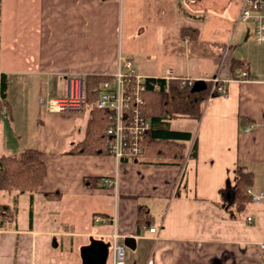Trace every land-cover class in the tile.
<instances>
[{
    "label": "crops",
    "instance_id": "0c3cea01",
    "mask_svg": "<svg viewBox=\"0 0 264 264\" xmlns=\"http://www.w3.org/2000/svg\"><path fill=\"white\" fill-rule=\"evenodd\" d=\"M140 1L146 0H0V87L5 83L3 95L0 90V156L35 149L46 167L38 193L22 195L31 218L29 214L24 225L15 217L0 223V264L24 263L25 255L30 259L39 237H86L110 244L113 220L118 243L126 237L135 241L133 249L127 248L125 264H264L258 247L264 243V199L254 204L250 198L238 212L229 194L223 195L234 186L237 167L252 173L248 189L264 192V44L254 42L249 23L236 27L241 0L233 7L234 33H209L216 22L212 15L195 17L194 5L178 0H161L158 14H140L134 22L130 7ZM21 6L29 9L26 16L19 13ZM13 11L19 14L13 16ZM22 20L28 26L19 33H28L26 40L3 43L4 24L17 27ZM125 29L139 36L154 33L159 47L169 50L166 61L154 70L144 68L137 61L143 52L118 45V31ZM204 33L213 47L203 54L205 63L198 62L193 70L191 58L179 54L175 40L179 35L187 51ZM227 46L230 51L219 70ZM1 53L10 55L4 63ZM118 55L133 67L137 61L139 74L148 77L171 70L174 76L206 81L219 72L226 96H209L205 83L199 118L184 119L186 130H179L190 134L180 164L116 163L108 153H76L72 149L84 139L86 110L79 115L47 113L38 103L46 95L62 96L64 75L111 78ZM242 69L247 73L243 79L238 77ZM249 125L252 129L244 132ZM101 178L115 179L116 185L103 187ZM41 192L61 194L59 201L45 200L62 201V232L36 226L32 202ZM20 197L8 195L4 204L13 207ZM139 205L151 215L156 233L137 227ZM97 216L105 222H95Z\"/></svg>",
    "mask_w": 264,
    "mask_h": 264
},
{
    "label": "trees",
    "instance_id": "16d2710c",
    "mask_svg": "<svg viewBox=\"0 0 264 264\" xmlns=\"http://www.w3.org/2000/svg\"><path fill=\"white\" fill-rule=\"evenodd\" d=\"M183 2L197 0H178ZM232 67L237 64L232 62ZM2 78V77H1ZM111 78L90 75L84 79L85 110L87 122L84 139L73 147L76 153H108L111 139L106 134L110 125V112L98 109V86ZM0 90L4 92L5 83L1 81ZM207 89L192 92L182 89L176 83L170 84L169 94L146 91L143 94L142 115L149 121V130L140 141L138 162L180 164L185 157L186 143L190 139L187 132L174 130L169 122L176 119H198ZM234 186L224 190V197L229 194L230 203L240 212L250 202L247 189L251 186L253 176L244 167H237ZM46 177V167L41 153L35 149H25L17 155L0 156V192L7 195H29L38 193ZM93 181L99 179L92 178ZM49 201H59L61 194L41 192ZM30 218H31V212ZM13 209L10 205L0 204V223L13 220ZM152 217L143 205L137 207L136 225L138 228H149Z\"/></svg>",
    "mask_w": 264,
    "mask_h": 264
},
{
    "label": "built area",
    "instance_id": "2783aa9c",
    "mask_svg": "<svg viewBox=\"0 0 264 264\" xmlns=\"http://www.w3.org/2000/svg\"><path fill=\"white\" fill-rule=\"evenodd\" d=\"M237 20L249 23L252 26L254 42L264 44V0H241ZM229 51L230 47L227 46L222 53L219 70H221ZM246 76L245 70L242 69L238 72L239 78L243 79ZM84 79L85 77L82 75H64L62 96L49 97L46 95L40 97L38 103L47 113L82 114L85 110ZM172 82L182 89L191 90L196 80L174 76L171 70H166L163 75L158 77L143 76L135 71L130 60L121 55L117 56L111 80L101 83L97 88L98 100L96 104L98 109L110 112V125L106 129V134L111 139L108 154L113 157L116 163L122 159L131 162L139 161L140 141L150 127L149 121L142 115L143 94L146 91H153L167 95ZM203 82L209 84V96H226V89L219 72L213 78ZM251 129L252 126L249 125L244 129V132H249ZM100 183L103 187L113 188L116 185V180L101 178ZM247 194L254 204H258L264 199V192L254 193L247 189ZM247 220L250 221L249 218ZM94 221L105 222V219L97 216ZM148 231L156 233V228L150 227ZM118 237L113 220V231L109 244L110 264H125V248L118 243ZM258 247L264 254V243L259 244ZM145 264L152 263L148 261Z\"/></svg>",
    "mask_w": 264,
    "mask_h": 264
},
{
    "label": "rangeland",
    "instance_id": "374dc122",
    "mask_svg": "<svg viewBox=\"0 0 264 264\" xmlns=\"http://www.w3.org/2000/svg\"><path fill=\"white\" fill-rule=\"evenodd\" d=\"M4 1L7 2V0ZM160 2L161 0H146L145 2L140 1L137 4H132L129 11L131 14L130 17L135 19L134 22L138 21L140 14L146 17H152L153 15H156L158 12H160L161 8L158 5ZM200 2L201 4H197V2H184V5L188 6L189 8L190 6L194 5L195 17H197L198 14H203L204 16L206 14L212 15V19L216 22H212L210 24V29L212 32L209 33H234L231 25H234V21H232V12L236 0H200ZM27 4L30 8V2ZM28 10L29 9L27 7L21 6L19 13L21 16H26ZM15 13L17 12L13 11V16ZM125 14H127V10H125ZM195 22L201 23L202 19H199L198 21L196 18ZM6 24L7 25L4 24L3 30H1V33H4L2 34L3 43L13 44L15 42L23 41L22 39L26 40V36L24 34L28 33H19L26 31L28 26L26 22L23 20L20 21L17 27H14L12 23L11 26H9L8 22ZM241 25L242 22L238 23L236 27H240ZM125 30L126 32L123 31V33L122 30L121 32L118 31V45L121 49L127 47L129 50H132L136 53L143 52V54L140 53L142 54V58L138 57L137 61L140 60L145 65L144 68L154 70L156 64H159L164 60L166 61L165 57H167L169 50H164L161 46L159 47V44L156 42V39L153 36L154 33H144L143 35L139 36V33H133L132 31V33H130V31L127 32V29ZM235 33L237 32L235 31ZM19 35L20 37L18 38ZM175 41V44L178 46L177 51H179V54L181 56H185L187 59L191 58L190 65L193 70L198 69V62L201 64L205 63L202 62L203 54L207 52L209 47H213V45L210 43V37L208 33L202 34L197 42L192 41L187 51L185 50V45L180 42L179 35L176 37ZM159 48H161V51ZM162 50L166 54L164 53L163 55ZM1 56L3 63L6 62L7 58L10 57L8 53H1ZM19 56L22 59L28 58L26 53H20ZM137 61H134V68H137V72L140 73V70L137 67ZM199 68L202 70L201 66H199ZM184 123V119H176L171 121L170 126L174 130H186ZM7 196L5 193L0 192V204H4V202H6ZM12 205L13 217L16 218L17 224L24 225L29 219L28 199L24 196H21L18 199V203L14 202ZM32 208L36 226L39 225V227H43L44 225L46 228H50L53 231L62 232V201L59 203L48 202L42 197L35 195L32 202ZM232 211L233 212L231 213L236 215L234 209ZM88 241L89 238L86 237H72L64 239H62V237H39L36 240L35 248L30 259H27V255H25L23 257L25 260L24 263L19 261V264H79V250L82 246L86 245ZM44 247L46 248L45 252L43 249ZM124 248L125 253L128 255L130 253L129 250L126 247ZM14 259L15 257H13V260Z\"/></svg>",
    "mask_w": 264,
    "mask_h": 264
},
{
    "label": "water",
    "instance_id": "95a60500",
    "mask_svg": "<svg viewBox=\"0 0 264 264\" xmlns=\"http://www.w3.org/2000/svg\"><path fill=\"white\" fill-rule=\"evenodd\" d=\"M205 88L203 81L194 83L192 92H198ZM135 241L133 238L126 237L123 240V246L128 249L134 248ZM109 245L101 240L90 239L87 245L79 250L80 264H106L108 258Z\"/></svg>",
    "mask_w": 264,
    "mask_h": 264
}]
</instances>
